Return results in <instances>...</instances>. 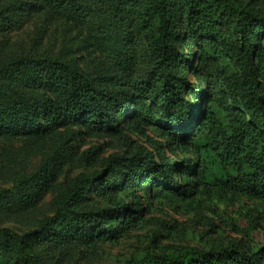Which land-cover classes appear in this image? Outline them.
Segmentation results:
<instances>
[{
  "label": "trees",
  "instance_id": "1",
  "mask_svg": "<svg viewBox=\"0 0 264 264\" xmlns=\"http://www.w3.org/2000/svg\"><path fill=\"white\" fill-rule=\"evenodd\" d=\"M45 2L57 12L70 10L77 20L90 18L95 5L109 18H126L108 0ZM12 15L11 8L0 10V31L14 28ZM137 27L152 53L155 71L145 82L135 80L134 54L129 51L115 57L121 75L115 79L114 88L119 90L114 94L84 73L50 58L23 57L2 69L5 80L18 81L25 72L23 68L32 74L7 95V105L0 102V135L47 133L81 116L95 130L117 129L120 116L126 112L152 119L146 109L133 111L132 84L139 99L151 102V111L160 116L162 110L168 116L154 121L161 138L166 139L157 153L138 147L133 155L111 157L101 170L66 183L69 191L54 199V216L41 221L31 233L22 235L0 228V264H44L30 252L37 245L113 240L120 230L137 227L156 194L189 199L203 180L220 182L264 205V11L242 0H162L154 9L142 8ZM181 30L191 42L209 36L213 43L208 44L215 50L221 42L236 62L241 79L236 80L235 89L245 102L246 112L228 116L227 124L203 108L201 119L189 129L193 111L190 107L183 109L181 99L194 60L185 63L182 75L173 71L172 61ZM175 150L189 151L195 160L175 162L168 157ZM90 156V152L84 154L86 159ZM45 171L44 178L38 174L14 179L23 190L24 206H30L34 190L46 184L49 173ZM95 186L97 197L106 199L112 210L81 211L80 205ZM115 190L124 198L112 195ZM145 191L148 203L142 196ZM123 264H264V258L262 252L247 251L240 243L232 242L209 250L151 254Z\"/></svg>",
  "mask_w": 264,
  "mask_h": 264
},
{
  "label": "rangeland",
  "instance_id": "2",
  "mask_svg": "<svg viewBox=\"0 0 264 264\" xmlns=\"http://www.w3.org/2000/svg\"><path fill=\"white\" fill-rule=\"evenodd\" d=\"M161 1L108 0L113 8L124 12L125 20L107 17L99 5L93 7L90 18L77 20L70 10L57 12L45 0H0V10L11 8V21L16 23L11 30L0 31L1 104L7 105V95L32 74L23 68L25 72L18 81L2 79V69L23 57L64 62L114 94L119 90L114 88L115 79L121 75L115 57L131 51L135 57L133 77L145 82L155 71V61L138 30L137 16L142 8L154 9ZM242 1L264 11V0ZM176 43L172 61L177 75H182L189 59L194 60L188 70L186 94L181 99L182 108L190 107L193 111L189 129L199 122L203 108L216 113L225 124L228 116L246 112L245 102L235 89L241 74L221 42L215 50L208 44L213 43L209 36L191 42L181 30ZM129 89L133 93V111L146 109L153 120L126 112L120 116L117 129L95 130L81 116L47 133L0 135V228L22 235L31 233L41 221L54 216V199L69 191L66 183L101 170L111 157L131 156L138 147L157 153L159 144H165L166 139L161 138L154 121L165 119L168 114L160 110V116L156 115L150 101L138 98L133 84ZM88 152L92 156L86 159L84 154ZM168 157L175 162L195 160L189 151L175 150ZM45 169L49 173L46 184L36 188L31 205L24 206L23 190L14 179H29L38 174L44 178ZM223 185L203 180L189 199L156 194L137 227L120 230L113 240L37 245L30 252L44 264H123L151 254L209 250L238 242L247 251L262 252L264 258L263 203ZM97 187L88 191L81 211L113 209L106 199L97 197ZM111 194L120 200L124 198L116 190ZM142 196L148 203L147 191Z\"/></svg>",
  "mask_w": 264,
  "mask_h": 264
}]
</instances>
